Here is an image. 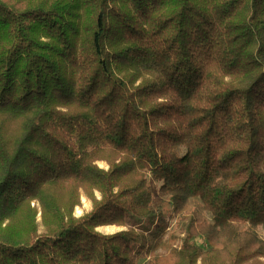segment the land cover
Returning a JSON list of instances; mask_svg holds the SVG:
<instances>
[{"label": "trees", "instance_id": "trees-1", "mask_svg": "<svg viewBox=\"0 0 264 264\" xmlns=\"http://www.w3.org/2000/svg\"><path fill=\"white\" fill-rule=\"evenodd\" d=\"M263 226L264 0H0V264H264Z\"/></svg>", "mask_w": 264, "mask_h": 264}, {"label": "rangeland", "instance_id": "rangeland-1", "mask_svg": "<svg viewBox=\"0 0 264 264\" xmlns=\"http://www.w3.org/2000/svg\"><path fill=\"white\" fill-rule=\"evenodd\" d=\"M99 165L101 167H103V168H107L108 167V164L106 162H104V161H100ZM80 194H81V196H80V204L78 206H76V208L74 210V216L75 217H81V216L85 215L86 213L90 212L92 210V208H93V201L89 197V194L86 193L84 190H81ZM95 195L98 198L101 197V194L99 192H96ZM35 205L38 206L39 204L37 202H33V206H35ZM37 221H38L39 231L43 232L44 231V226H43V223H42V212H41V210L38 213ZM106 227H109V228H106ZM122 229H127V228L126 227H118V226L114 227V225L101 226V227L98 228L99 231H101L102 233H105V234H111V233L120 231ZM259 235L264 239V226L259 229ZM201 242H202V244L206 243L204 241V239H202ZM141 262L144 263L145 261L142 260Z\"/></svg>", "mask_w": 264, "mask_h": 264}, {"label": "bare ground", "instance_id": "bare-ground-1", "mask_svg": "<svg viewBox=\"0 0 264 264\" xmlns=\"http://www.w3.org/2000/svg\"><path fill=\"white\" fill-rule=\"evenodd\" d=\"M115 227V226H114ZM106 228H109V227H106Z\"/></svg>", "mask_w": 264, "mask_h": 264}]
</instances>
